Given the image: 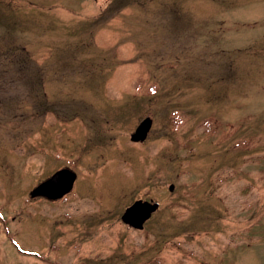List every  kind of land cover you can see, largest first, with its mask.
<instances>
[{"label":"rangeland","instance_id":"rangeland-1","mask_svg":"<svg viewBox=\"0 0 264 264\" xmlns=\"http://www.w3.org/2000/svg\"><path fill=\"white\" fill-rule=\"evenodd\" d=\"M0 264H264V0H0Z\"/></svg>","mask_w":264,"mask_h":264},{"label":"water","instance_id":"water-1","mask_svg":"<svg viewBox=\"0 0 264 264\" xmlns=\"http://www.w3.org/2000/svg\"><path fill=\"white\" fill-rule=\"evenodd\" d=\"M150 126V120H143L134 133L130 136V141L141 142ZM75 179V175L67 170H61L56 172L47 181L43 182L39 186L35 187L30 192V197L39 196L48 200H55L63 197L67 194ZM172 187H169V191ZM157 209V204L135 201L129 206L121 216V222L133 229L140 230L146 220Z\"/></svg>","mask_w":264,"mask_h":264}]
</instances>
